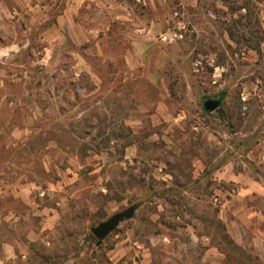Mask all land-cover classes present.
I'll return each instance as SVG.
<instances>
[{
  "label": "rangeland",
  "instance_id": "obj_1",
  "mask_svg": "<svg viewBox=\"0 0 264 264\" xmlns=\"http://www.w3.org/2000/svg\"><path fill=\"white\" fill-rule=\"evenodd\" d=\"M261 151L264 0H0V264L236 260Z\"/></svg>",
  "mask_w": 264,
  "mask_h": 264
},
{
  "label": "crops",
  "instance_id": "obj_2",
  "mask_svg": "<svg viewBox=\"0 0 264 264\" xmlns=\"http://www.w3.org/2000/svg\"><path fill=\"white\" fill-rule=\"evenodd\" d=\"M263 158L264 151H261L258 153L257 163L258 168L264 172V163L261 160ZM240 182V192L225 199L220 213L231 237L240 245L243 254L236 260L229 261L224 252L207 246L201 264H264V230L258 228L260 220L256 217L261 215V219H264V214L247 203L254 194L264 196V184L248 175Z\"/></svg>",
  "mask_w": 264,
  "mask_h": 264
},
{
  "label": "water",
  "instance_id": "obj_3",
  "mask_svg": "<svg viewBox=\"0 0 264 264\" xmlns=\"http://www.w3.org/2000/svg\"><path fill=\"white\" fill-rule=\"evenodd\" d=\"M220 105L219 98H208L203 102V107L207 111H213ZM134 212V207H129L111 215L105 221L100 222L97 226L91 228V233L98 240L99 244L114 228L124 219L130 218Z\"/></svg>",
  "mask_w": 264,
  "mask_h": 264
}]
</instances>
